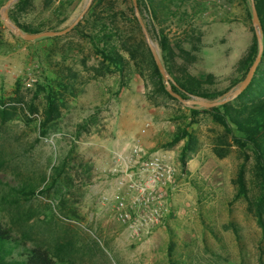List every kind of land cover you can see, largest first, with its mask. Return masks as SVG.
Returning a JSON list of instances; mask_svg holds the SVG:
<instances>
[{"label":"rangeland","instance_id":"rangeland-1","mask_svg":"<svg viewBox=\"0 0 264 264\" xmlns=\"http://www.w3.org/2000/svg\"><path fill=\"white\" fill-rule=\"evenodd\" d=\"M115 1L126 5L124 0ZM86 2L79 0L69 19L55 31L68 26ZM208 6L211 11L194 23L199 30L194 37L177 39L175 25L168 36L172 42L182 40L180 46L189 52L179 54L177 68L183 66L190 76L205 80L202 89L221 93L215 98L219 99L246 76L239 61L255 34L246 16V11L250 14L248 0H209ZM41 8L42 0H35L34 9L20 15L19 22H33ZM143 15L161 57L158 28L149 14ZM14 37L0 16V42L12 48L0 51V98L19 111L12 121L0 123V203L7 226L32 245L53 254L60 251L63 264H170V244L173 258L188 264H264L261 231L244 199L235 197L233 183L242 164L248 181L251 160L245 164L233 149L227 157L217 158L209 130L213 125L206 117H196L192 128L200 148L182 166L178 160L181 143L172 148L163 145L175 127L168 114L178 112V104L149 102L138 76L123 88L117 74L95 77L92 68L98 65L97 58L77 32L60 36L56 42L51 37L25 42ZM53 44L71 48L65 65L79 74L80 83L59 121L42 137L38 131L42 115H29L22 107L34 104L41 110L42 95L34 96L33 80L41 78L37 61L44 59ZM184 57L194 60L188 64ZM208 75L210 81H206ZM146 123L150 127L142 134ZM135 142L148 152L166 153L175 169V186L168 199L171 215L150 234L138 237L115 219L103 201L117 193L113 170L122 166ZM44 175L51 179L41 185ZM37 185L41 187L31 197L18 192Z\"/></svg>","mask_w":264,"mask_h":264},{"label":"trees","instance_id":"trees-1","mask_svg":"<svg viewBox=\"0 0 264 264\" xmlns=\"http://www.w3.org/2000/svg\"><path fill=\"white\" fill-rule=\"evenodd\" d=\"M6 1L0 0V7ZM78 1L42 0L38 18L29 24H22L19 22L20 15L33 10L35 0H18L9 9V17L25 33L51 31L69 19L71 9ZM124 1L125 6H118L115 0H93L82 21L72 30L87 40L92 54L97 58L98 65L92 68L94 76L117 74L120 88L131 82L133 77L138 76L144 81L145 95L149 102H153L156 106H163L166 102L172 101L180 106L178 112L172 111L168 114V119L174 122L175 127L167 133L166 142L163 145L166 148H172L181 143L178 160L182 166L190 156L199 151L200 142L192 128L197 123L196 117L199 115L206 117L207 121L213 125L209 130L213 133L211 146L217 158L227 157L233 149L237 151L245 164L251 160L248 181L243 164L233 180L236 187L235 197L244 199L246 209L255 219L264 240V0H254L262 29L263 53L253 78L246 89L234 100L210 109L186 108L166 91L135 17L132 0ZM208 3L209 0H137V7L143 20H145L143 12H145L158 28V46L163 65L174 82L172 90L184 99L192 95L214 100L221 95L218 92L203 90L205 80L190 76L183 66L177 68L176 58L181 56L180 53L189 55V52L180 46L179 42L182 40L172 42L168 36L172 30L171 27L175 25L177 39H180V36L185 39L194 37L193 34L199 32L194 26L195 21H200L206 13L211 11ZM246 14L250 19L249 11H246ZM14 38L25 42L20 38ZM49 39L56 42L60 40V37ZM196 39L199 41V37ZM1 50L11 51L12 48L0 42ZM71 52L69 46L53 44L47 48L44 59L37 61L41 78L33 80L34 96L42 95L43 104L41 110L34 104H29L25 108L22 107V111L26 109L29 115H42L38 124L39 135L42 137L48 133V127L59 121L62 111L67 109L69 99L74 98L78 92L80 76L71 67L65 65ZM256 53L257 41L253 35L246 55L239 61L243 75L248 72ZM52 55L59 57V60L52 59ZM184 60L191 64L194 57H184ZM175 70H179L178 74H175ZM211 78V75H208L206 81H210ZM19 85L20 80L17 79L16 91ZM17 116L19 111L16 105L7 104L0 98V123L6 124ZM50 177L44 175L40 181L41 185L47 183ZM41 185L21 188L18 192L28 198L35 194ZM3 198L1 197V201ZM2 211L1 202L0 264L65 263L63 258L58 256L60 251L56 250L53 254L45 248L30 244L24 236L16 234L2 220ZM171 250L170 244V264H188L175 260Z\"/></svg>","mask_w":264,"mask_h":264},{"label":"built area","instance_id":"built-area-1","mask_svg":"<svg viewBox=\"0 0 264 264\" xmlns=\"http://www.w3.org/2000/svg\"><path fill=\"white\" fill-rule=\"evenodd\" d=\"M149 127L146 123L141 133ZM170 159L166 153L148 152L135 142L122 166L113 170L118 191L103 198L104 205L132 236L150 234L171 213L168 199L175 186V169Z\"/></svg>","mask_w":264,"mask_h":264},{"label":"water","instance_id":"water-1","mask_svg":"<svg viewBox=\"0 0 264 264\" xmlns=\"http://www.w3.org/2000/svg\"><path fill=\"white\" fill-rule=\"evenodd\" d=\"M18 0H7L1 7H0V16L3 20V25L17 38H20L24 41H34L40 38L44 37H60L68 34L71 32L75 26L78 25V23L83 19L87 11L89 10L93 0H87L84 8L82 11L76 16V18L65 28L61 30H51V31H43L36 34H29L23 32L19 26H17L14 22L11 21L9 17V9L10 7L16 3ZM250 4V14H251V24L254 30V34L257 41V53L255 56V59L250 66L248 72L246 73V76L244 79L234 88L233 90L229 91L227 94H225L223 97L215 100H208L199 96H189V98L184 99L182 98L178 93L174 92L172 90V84H174L171 76L166 71L163 62L161 60V57L159 55V52L155 51L153 47V42L151 40V37L149 35L147 26L139 12V9L137 7V0H132V4L134 7V14L135 17L140 25L142 34L144 36L145 42L152 54V57L154 59V62L157 66V69L162 77L164 86L166 91L175 98L179 103H181L186 108H196V109H210L213 107L221 106L225 103L231 102L234 100L241 92H243L246 87L251 82L253 75L260 63L262 53H263V42H262V29L259 21V17L257 14V10L255 7L254 0H248Z\"/></svg>","mask_w":264,"mask_h":264},{"label":"crops","instance_id":"crops-1","mask_svg":"<svg viewBox=\"0 0 264 264\" xmlns=\"http://www.w3.org/2000/svg\"><path fill=\"white\" fill-rule=\"evenodd\" d=\"M156 151V150H155Z\"/></svg>","mask_w":264,"mask_h":264}]
</instances>
